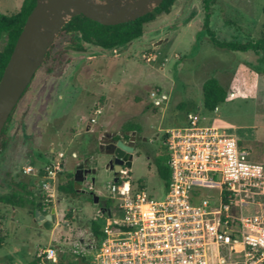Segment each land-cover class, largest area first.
Here are the masks:
<instances>
[{
    "label": "rangeland",
    "instance_id": "1",
    "mask_svg": "<svg viewBox=\"0 0 264 264\" xmlns=\"http://www.w3.org/2000/svg\"><path fill=\"white\" fill-rule=\"evenodd\" d=\"M22 2L0 0V12L15 14ZM204 18L203 0H176L170 12L157 14L144 24L139 39L121 47L102 49L87 44L84 51L69 48L65 53L69 38L58 35L53 66L68 57L72 62L63 74L59 69L48 74L46 67L39 68L7 121L8 145L0 152V196L18 190L24 200L41 202L40 181L35 178L59 152L64 153L66 168L62 179L73 174L85 152L96 157L101 167L98 137L104 132L120 133L129 120L141 126L137 135L149 138L155 148L167 130L198 114L203 124L235 134L254 160L264 162L263 53L214 46L203 31ZM209 22L221 42L264 38V0H216ZM5 43L6 36L1 48ZM209 77L217 78L228 92L214 112L203 107L202 85ZM181 103L188 106L180 110ZM97 109L102 113L97 115ZM73 151L78 152V160L72 159ZM26 161L34 172L27 171ZM129 175L133 184L153 198L164 196L165 182L144 153L134 154ZM91 177L82 186L85 192L75 199L62 197L57 190L52 230L36 223L28 203L17 208L0 203V234L5 240L0 263L28 264L40 248L49 245L58 246L62 257L76 262L70 245L88 237L92 220H99L101 227L105 224L100 205L88 193L94 192L112 206L108 187L116 175L102 169L94 183ZM19 183L26 184L27 190Z\"/></svg>",
    "mask_w": 264,
    "mask_h": 264
},
{
    "label": "built area",
    "instance_id": "2",
    "mask_svg": "<svg viewBox=\"0 0 264 264\" xmlns=\"http://www.w3.org/2000/svg\"><path fill=\"white\" fill-rule=\"evenodd\" d=\"M154 95V93H153ZM96 114H101L97 109ZM93 119L92 121H94ZM169 179L153 198L123 166L108 187L112 206L101 234L72 243L76 260L92 264L264 263V162L226 129L203 124L198 114L166 132ZM77 158L76 153H71ZM59 152L40 180L43 213L56 208ZM27 171H32L28 166ZM92 190L93 184L88 186ZM57 211V209H56ZM58 246L40 248L38 264H58ZM3 264V263H0Z\"/></svg>",
    "mask_w": 264,
    "mask_h": 264
},
{
    "label": "trees",
    "instance_id": "3",
    "mask_svg": "<svg viewBox=\"0 0 264 264\" xmlns=\"http://www.w3.org/2000/svg\"><path fill=\"white\" fill-rule=\"evenodd\" d=\"M175 1L176 0H164L161 5L157 7L153 12L148 13L147 15L140 17L134 21H129L117 25H103L85 17L84 15H77L73 17L62 28L59 34V36L65 35L69 38V45H67L66 48H63V51L65 53H68L69 48L76 51H84L87 44L95 45L102 49H114L127 45L139 39L143 35V26L145 23L152 21L157 14L170 12V8L173 6ZM215 2L216 0H203L205 9L203 31L209 36L211 43L218 48H224L231 51L253 50L255 52H262L264 58L263 37L256 40H247L245 42H221L215 38L213 31L210 29L209 22L210 8ZM35 4L36 0H23L21 7L15 14L5 15L0 12V79L14 49L16 40L21 33L26 19L34 8ZM203 31L201 32L203 33ZM4 36H6V43L1 48V41ZM54 42L50 46L41 67H46V71L48 74L54 73V71H56L57 69H59V72L63 74L71 64L72 59L68 57L66 58V60H57V65L53 66V64L56 62L55 56L52 55V50L55 46ZM262 74L264 77V68L262 70ZM28 88L26 89V91L28 90ZM227 97V89L217 78L209 77L203 83L202 99L203 107L206 111L214 112L221 103L226 101ZM187 106V103H181V105H179V109L184 110ZM13 112L11 113L8 122L10 121ZM121 131L126 133L140 132L141 126L137 122L129 120L123 123V125L121 126ZM8 136L9 135L7 132V128L4 127L2 134L0 135V152H3L6 149L8 145ZM166 150H168L167 147ZM168 157L163 162L157 164L159 175L165 182V184L167 183L170 174L167 164H165L168 161ZM43 175L44 171L40 170L38 176L35 179L40 180ZM18 186L24 191L27 190V185L24 183H19ZM58 192L62 197L71 199H75L83 194L82 192L78 193L75 190L73 183V174H69L67 178H63L58 182ZM89 198L93 201L91 196H89ZM0 203L8 204L16 208L24 207L26 203H28L34 210V212L37 208H39L41 211H43L44 208L42 201L34 202L24 200L22 194L18 190L1 195ZM105 204L107 207H110L111 202L105 201ZM90 229L95 236H99L101 234V224L99 220H92ZM4 242V237L0 234V248L4 245ZM28 264H38V260L34 257V259H32V261H30ZM58 264H92V261L91 259L82 257L80 259H77V261L75 262L71 261L67 257H62V255H60Z\"/></svg>",
    "mask_w": 264,
    "mask_h": 264
},
{
    "label": "water",
    "instance_id": "4",
    "mask_svg": "<svg viewBox=\"0 0 264 264\" xmlns=\"http://www.w3.org/2000/svg\"><path fill=\"white\" fill-rule=\"evenodd\" d=\"M164 0H36L19 34L9 61L0 79V135L18 102L31 84L45 56L62 28L75 16L85 17L103 25H117L134 21L153 12ZM106 152L114 157L115 175L125 165L131 167L135 146L133 141L119 139ZM83 159L75 167V190L85 192L82 186L96 169L85 167ZM117 177H115V181ZM102 213L109 214L105 202L94 192L88 193ZM56 208L48 213L39 208L34 212L38 225L52 230L56 221Z\"/></svg>",
    "mask_w": 264,
    "mask_h": 264
},
{
    "label": "flooded vegetation",
    "instance_id": "5",
    "mask_svg": "<svg viewBox=\"0 0 264 264\" xmlns=\"http://www.w3.org/2000/svg\"><path fill=\"white\" fill-rule=\"evenodd\" d=\"M119 139H122L126 142L133 141L134 146H135L134 154L136 152H142L146 155L147 158L151 159L156 165L158 163L163 162L166 159V147H167L166 136L164 138L159 139L160 142L158 146H156L155 148H151L150 146L151 140L149 138H145V137L141 138L139 135H137V132L126 133L120 130V133L118 134L104 132L100 135V137H98L97 153L100 157H103L102 158L103 162H102L101 167L98 165V162L96 161V157L92 155H86V158H85L86 160L84 162L85 167L91 168V169L95 168L96 169L95 175L102 169L106 170L107 175H110V173L115 174L114 168L116 164L113 162L114 157L111 155H107L106 152L111 149V147H109L108 145L112 143H116ZM154 139L157 140L158 138H154ZM80 162L81 160L78 163ZM78 163L75 164V167ZM74 173H75V168L73 171V175ZM95 175H92L91 177V181L93 183L95 181V178H94ZM34 220L36 221L35 217H34Z\"/></svg>",
    "mask_w": 264,
    "mask_h": 264
},
{
    "label": "crops",
    "instance_id": "6",
    "mask_svg": "<svg viewBox=\"0 0 264 264\" xmlns=\"http://www.w3.org/2000/svg\"><path fill=\"white\" fill-rule=\"evenodd\" d=\"M182 125H183V124H182ZM53 150H54V149H52V145H51L50 152L52 153ZM72 153H76V154H77V158H73L72 155H71L72 159H74V160H78V158H79V154H78V152H77V151H73ZM86 153H87V152H85V155H84V156H83V154H80V157H82V158H81V161H82L83 159L86 158V155H87ZM26 165H27V167L30 166V167L32 168V171H31V172H34L35 168H34L32 165L29 164V161H26ZM43 169H44V167L41 168V170H43ZM65 169H66V168H65ZM39 171H40V170H39ZM32 174H37V173H32ZM38 174H39V172H38ZM38 174H37V176H38ZM64 174H65V172L59 176V181H61V179H62V177H63ZM40 180H41V178H40ZM40 180H39V181H40ZM56 209H57V208H56Z\"/></svg>",
    "mask_w": 264,
    "mask_h": 264
}]
</instances>
